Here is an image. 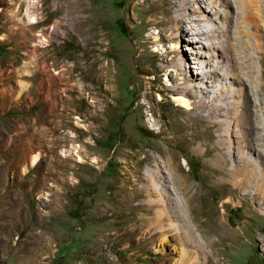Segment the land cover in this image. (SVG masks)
Instances as JSON below:
<instances>
[{
  "label": "rangeland",
  "instance_id": "rangeland-1",
  "mask_svg": "<svg viewBox=\"0 0 264 264\" xmlns=\"http://www.w3.org/2000/svg\"><path fill=\"white\" fill-rule=\"evenodd\" d=\"M37 1L41 6L30 10L39 17L34 25L24 20V5L14 9L0 0V264H264V188L242 185L241 175L232 186L228 172L213 165L219 148L235 147L255 162L264 158L255 140L264 134V0L247 7L259 15V33L244 15L246 5L189 1V10L202 12L220 35L227 32L231 45L226 35L205 45L189 41L173 20L179 1ZM238 25L250 34L237 32ZM238 36L253 45L257 92L237 76L251 61L238 50ZM176 55L189 61V74L203 76L191 86L194 109L174 99L184 75ZM95 59L111 63L107 78L87 75ZM86 79L96 89L83 88ZM250 118L258 119L255 129ZM164 151L177 168L162 163ZM227 162L233 166L232 156ZM258 168L264 181V166ZM148 173L162 189L154 199L175 224L163 241L148 240L139 220L151 216L143 206L148 197L138 194ZM185 183L194 212L175 189ZM178 201L185 215L196 213L203 248L187 241Z\"/></svg>",
  "mask_w": 264,
  "mask_h": 264
},
{
  "label": "bare ground",
  "instance_id": "bare-ground-1",
  "mask_svg": "<svg viewBox=\"0 0 264 264\" xmlns=\"http://www.w3.org/2000/svg\"><path fill=\"white\" fill-rule=\"evenodd\" d=\"M41 1H44V0H40V2ZM167 1L169 3H171V4H173L174 6L177 5L178 1L180 2V6H182V8L178 9L179 13L176 16L173 17V20L176 21L181 27L184 28V32L188 35V37H189L188 40L189 41H194L196 43L197 42H201L202 45L203 44L205 45V44H207L205 41L208 40V39L212 40L214 38H218L219 36L223 37L224 35H226V37H227V39L229 41V45H231L230 40H229L230 38H229V35H228L227 32H224V33H222V35H220V33H218L216 30L212 29L211 27H209L207 25V23H206L207 19L202 18L200 16L202 12L200 13V11H198L196 9H194L192 11H191V9L189 10V1L190 0H176V1L167 0ZM1 2H3V0H1ZM201 2L207 3L209 1L208 0H201ZM215 2H216V0H215ZM224 2L228 5L227 7H231L233 5H237V7H241V6L243 7V6L246 5L245 6L246 8L249 7V6L252 7L251 3H254L253 0H224ZM10 4L12 5V7L14 9H16L19 5H21V6L24 5L25 6V8H23L25 10L24 14L27 15L26 18H24V20L26 19L27 21H29L30 23H32L34 25L39 23L38 14L35 13V12H31L30 11L32 7L36 8V7L41 6V4L38 3L37 0L36 1L35 0H10ZM36 4L38 6H36ZM43 4H42V7H43ZM209 4H210V2H209ZM255 7H256V4H255ZM256 9H257V7H256ZM244 15H245V17H247V20L250 22V25L252 26V29L255 30V31H258V33H259L260 32V25H259V19L260 18H259V15L253 13V11L250 8H247V11H245ZM226 16L228 18H230L229 17V12H227V11H226ZM230 26L232 27V25H230ZM236 31L237 32H241L242 31L246 35L250 34L249 30H246L244 25H242V26L238 25ZM258 33L256 34L255 37L253 35V39H254V42H255V44L257 46V49L259 51H261L262 45L260 43V36L258 35ZM239 39H241L240 44L243 47V50H241L240 47L238 48V50H240V52H242V51L245 52L246 56L248 57V60H251V61L249 62V65L245 67L246 70H243V69L241 70L243 75L240 72V73L237 74V76L240 79H243V80L246 77L247 80L253 86V90L257 92L256 87H254V84L256 83V84L260 85V83H259V78L258 77L255 78L256 67H255V65L253 63V60H254V58L256 56L253 55L250 52V49L253 47V45H252V43L250 41L242 38L241 36L240 37L238 36V40ZM42 40L45 41V38H42ZM215 43H216V45L215 44L214 45L216 47L217 46L219 47L220 45H223V40L222 39L217 40V42H215ZM196 45L197 44H192V47H194ZM199 46H201V45H199ZM31 51L33 52L34 49H31ZM193 52H196V54H197L199 51L194 50ZM42 56H43V60L41 62L42 63L41 67L43 69V72H47L46 62H45V54H42ZM179 60L182 61V65L180 66L181 75H183V74L184 75L182 77V85L176 87L178 93H174V99L177 102H179V103L183 104L184 106H186L187 109H191V108L194 109L195 106L193 107L191 105V103H190L191 86H193V87L197 86L194 83V79L195 78L198 79V78H201L203 76H199L200 74L198 72H197V75H198L197 77H193L191 74H189V72H191V70L189 69V67H191V65H189V61L185 57L184 58H181V57L179 58V57H177V55H176V57H173V61L175 63L177 61H179ZM195 63H197L196 66L198 67V65L201 64L200 59H197V61ZM110 64L103 65L102 61L100 63V59H95V60L91 61L89 64H87L85 70L89 73V74H87L88 76L90 74L92 75V73L93 74L100 73L101 75L98 74V75H100L99 79H105V78H107V76L110 75V72H111V69H112L111 68L112 66ZM207 64H209V62ZM176 65H177V63H176ZM71 70H72V68H71ZM212 70L216 71L217 67L214 66ZM105 73L107 74V76L105 75ZM102 74H104V75H102ZM86 80H87V81H85L86 83L84 85L82 84L83 88L87 87V88H90V89H96V86H94V84L91 83L90 80H88V79H86ZM262 86L264 87V85H262ZM230 90H234V89H230ZM195 96H197V94ZM91 97H92V99L94 98L93 101L91 100L92 104H93V103L96 102V99H95V96L92 95V91L90 92V98ZM197 97H199V96H197ZM200 100H202V99H200ZM262 110H263V113H264V107H263ZM260 118H262L261 115H260ZM257 120H258L257 118H250V124H251L252 129H255V123L257 122ZM157 129H159V127ZM160 132H161V130L160 131L158 130V133H160ZM71 133H74V132L72 131ZM71 137L73 138L74 136H71ZM255 140L257 142L256 143V147L259 149V151H262V153H263L264 149H263L262 146L264 145V142H262V140H264V134H263V139L260 138L259 136H256ZM73 149H74V147H73ZM241 151H239L240 155L239 154L236 155L237 152L235 151V147H232V149H228V150H224L223 148H219L213 154V157L215 158V160L213 161V165H218L223 170L228 172V173L225 174V176L228 178V175H229V181L231 182L232 186L235 185V184H238L236 182L239 181V180H235V178H236L235 175H241L242 178H241L240 182L242 183V185H244V184L248 185V182L251 181L253 183H258L260 186H262L264 188V181H261V178H260L261 175H259L258 172H257V169L260 168V167L258 168V165H261V168L264 166L263 165L264 158L262 157V158L259 159L258 162H255L253 160H249V158L247 156H245V154L243 152H241ZM76 153H77V150H76ZM229 156H232V158L234 160V164H233L232 167H229V164L227 162V157H229ZM40 158H41V153L40 152H37L34 155H32V157H31L32 166L36 165L39 162ZM161 158H162V160H161L162 163H164V165L166 167L173 168V169L177 168V166H178L177 163H176L177 159L173 158V156H171L169 151H167V152L164 151L163 155H161ZM145 159H146V156H145ZM94 161H96V160H94ZM155 161H157L158 164L161 165V163H159V161L156 158H155ZM182 164L187 167L188 166L187 160L184 159L182 161ZM230 168H232V169H230ZM245 169H248L249 171H245ZM232 170H234V171H232ZM176 177H178L177 174H176ZM141 179H142V185L139 188L140 192L138 194L141 195V193H144V195L148 197V200L146 199L147 201L145 203H143L144 205L143 204L142 205L147 210L148 214L151 215V216H147V214H143V215L141 214V217H140L139 220H142V226H141L142 228L141 227L140 228L144 229V227H147V229H148L147 231H150L151 235H150V237L147 238L148 240L155 241V240H157V237H158V238H161V240L163 241L165 236L167 235L168 231L170 230V229L168 230L167 227L168 226H174L175 224L173 222H171V221H168V223H167V220H166V217H165V215H166L165 210L166 209H165L164 205H162L160 202H158L153 197V195H156L157 189L159 188L158 187V183H157L158 182L157 181V177L154 174H149L148 173L146 175L142 174L141 175ZM225 181H227V180H225ZM241 183H239V184H241ZM175 189L179 193L183 192L185 194L184 196L189 197V199L187 200L189 202V204H188L189 205V210H193L194 206L193 207L190 206V205H192L191 204L192 201H190V198L192 200V198H194V195L193 196L192 195L189 196V188L187 186V183L180 184V186L179 185L175 186ZM131 192H132V189H130V190L127 189V191H126V193H127L126 197H128V201H132L133 200V193H131ZM161 193H162V189H160V194ZM143 200H145V199H143ZM179 205H180L179 209L181 211L180 215H182V219L183 220L187 221V223H185V221H184V223H183L184 227L182 226V228H185L184 233H185V235L187 234L186 235L187 241L189 240L192 243V245H195V246H197L199 248H203L204 244L201 242V240H199V237L197 236V233H196L197 231H199V228H200L199 227L200 224L197 221H195V220L198 219L196 213L194 214L195 217L192 216V215L190 216V213H189V217H188L187 215L184 214L185 212H183V207L181 206L180 202H179ZM196 209H197V207H196ZM196 209H194V210H196ZM194 210H193V212H194ZM190 212H192V211H190ZM175 229H178V228H175ZM202 238L206 240L205 243L209 244V246L210 245L211 246L215 245V244H213L212 240H210L209 237L206 234L203 233L202 234ZM196 252H197V250H196ZM186 254H189L190 257H188V258L190 260L193 259V257H194V252L193 251H189ZM186 262L187 261H183L182 260V262H180V264H185Z\"/></svg>",
  "mask_w": 264,
  "mask_h": 264
}]
</instances>
